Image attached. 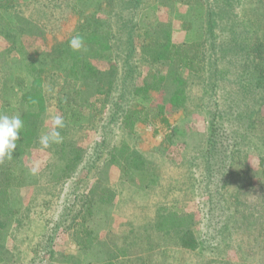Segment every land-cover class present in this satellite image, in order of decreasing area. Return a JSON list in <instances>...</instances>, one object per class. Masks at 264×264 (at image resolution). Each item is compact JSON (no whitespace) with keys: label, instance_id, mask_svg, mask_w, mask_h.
<instances>
[{"label":"rangeland","instance_id":"1","mask_svg":"<svg viewBox=\"0 0 264 264\" xmlns=\"http://www.w3.org/2000/svg\"><path fill=\"white\" fill-rule=\"evenodd\" d=\"M132 1L0 0V113L37 111L21 100L34 77L45 105L10 190L3 264H88L121 249L132 264H264V0ZM84 21L108 24L109 51L66 44ZM191 41L202 44V70L175 68L179 87L151 50ZM178 89L185 100L171 104ZM121 108L137 118L131 132ZM57 115L65 146L44 148ZM122 144L125 161L113 149ZM59 145L81 161L58 181ZM103 187L110 204L98 201ZM161 208L193 216L196 249L156 230ZM83 228L97 236L88 252L72 238Z\"/></svg>","mask_w":264,"mask_h":264},{"label":"trees","instance_id":"2","mask_svg":"<svg viewBox=\"0 0 264 264\" xmlns=\"http://www.w3.org/2000/svg\"><path fill=\"white\" fill-rule=\"evenodd\" d=\"M139 0H133L131 7H136L138 5ZM182 2L184 4L191 3H199L201 0H175ZM92 20H96L92 18ZM82 24L78 26L76 29V34H79L83 37L84 40V52L90 53L94 51H109L112 47L111 40L114 34H112L111 29H109L108 24ZM0 32L6 36L5 32ZM129 40L131 39V35H129ZM71 39V38H70ZM67 40L66 44H69V40ZM131 41V40H130ZM82 48V49H83ZM152 49V59L166 61L171 66V70L167 74V78H174V81L178 83L179 87L184 85V81L181 80L176 73L173 72L175 68H183L187 71L197 74L202 70V44L199 41H191L182 44H166L165 45H157ZM86 49V50H85ZM96 49V50H93ZM98 49V50H97ZM115 82H108V86L105 89L107 94L113 89H116L114 86ZM114 86V87H113ZM130 93L134 95V93L138 90L137 88H131ZM184 90L178 89L175 94L170 98V103L176 105L177 103H182L185 100V95L183 94ZM113 94L111 93V96ZM185 96V97H184ZM22 102L30 103V106H36L37 111H26L22 112L21 119L24 122V127L21 129L20 139L17 141V148L13 155V158L10 160H4L0 162V264H3L6 260V252H5V240L8 235V229L11 225V222L16 214V207L14 202L11 200V188L14 186L20 185L21 176L18 173V165L20 163V159L23 156V153L31 147L33 140L38 135V131L41 125V117L40 114L45 111L44 98L42 96L40 79L38 77H34L30 88L24 92L21 98ZM119 113V125L121 128L126 130H133L134 125L137 122V118L132 119L131 121L128 118V114H130V110L126 108L120 109ZM161 112V109H160ZM161 120L166 123V120L163 116H161ZM119 126V127H120ZM64 144V142H60V145ZM59 150L55 149V154L57 156V165H55L54 171L55 175L58 176L59 180L67 179L71 176V174L76 169L77 165L81 161V156L79 151L74 147L70 150L64 151L63 148ZM65 146V144H64ZM214 146H212V151H214ZM115 153L119 156L121 161H125V153L128 152V146L126 144H122L120 147L113 148ZM127 154V153H126ZM120 162V161H118ZM259 166L261 168L262 175L264 176V158L261 157L259 159ZM97 187L92 189L90 192V196L95 193ZM100 194L98 196V201L106 204L112 203L114 200V193L107 187L100 188ZM69 215V214H68ZM67 221V220H66ZM64 221V223H66ZM218 222V221H217ZM216 222V223H217ZM194 224V218L191 214L179 215L175 212L169 211L165 208L159 209L157 214V220L155 223V228L157 231L168 234L169 232L178 234L177 232H181L176 239L179 240L178 244L181 248L184 249H196L200 243L197 242L195 236L193 235V231L191 230V226ZM220 223H217V225ZM227 228V224L223 223L219 226L217 233L220 234L222 230ZM221 231V232H219ZM53 236H50L51 239ZM73 241L78 246V248L82 251L88 252L89 249L95 248V241L97 236L93 234L91 230L86 228L74 230L72 234ZM203 245V243H201ZM117 252V254L111 255L107 253L103 254V257L100 259H96L95 262H91L88 264H132L131 255L129 256L127 253H123V249ZM111 255V258L109 257ZM61 264H68V262H62ZM70 264V263H69ZM143 264V263H141ZM145 264V263H144Z\"/></svg>","mask_w":264,"mask_h":264},{"label":"clouds","instance_id":"3","mask_svg":"<svg viewBox=\"0 0 264 264\" xmlns=\"http://www.w3.org/2000/svg\"><path fill=\"white\" fill-rule=\"evenodd\" d=\"M69 47L74 51L83 48V37L79 34L73 35L69 40ZM63 126V118L59 115L54 117L51 130L39 137V143L42 147L47 148L50 143H59L61 140L59 129ZM23 127L24 122L19 114L0 113V162L13 158Z\"/></svg>","mask_w":264,"mask_h":264}]
</instances>
